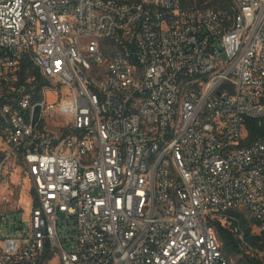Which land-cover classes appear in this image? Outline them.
I'll use <instances>...</instances> for the list:
<instances>
[{
  "label": "built area",
  "instance_id": "built-area-1",
  "mask_svg": "<svg viewBox=\"0 0 264 264\" xmlns=\"http://www.w3.org/2000/svg\"><path fill=\"white\" fill-rule=\"evenodd\" d=\"M213 1L0 0V264H231L216 223L264 231V0Z\"/></svg>",
  "mask_w": 264,
  "mask_h": 264
},
{
  "label": "trees",
  "instance_id": "trees-1",
  "mask_svg": "<svg viewBox=\"0 0 264 264\" xmlns=\"http://www.w3.org/2000/svg\"><path fill=\"white\" fill-rule=\"evenodd\" d=\"M219 3L221 0L211 2L212 5ZM22 67L24 69L23 74L38 76L36 71L31 69L27 59L23 60ZM247 129L246 143H249L254 138L264 134V120L260 125H257L254 120H248ZM240 224L243 232L242 240L232 230L216 223L215 237L223 257L231 264H264V257H259L251 251L255 249L264 251V231L258 235L252 234L248 222L243 217H241Z\"/></svg>",
  "mask_w": 264,
  "mask_h": 264
},
{
  "label": "rangeland",
  "instance_id": "rangeland-1",
  "mask_svg": "<svg viewBox=\"0 0 264 264\" xmlns=\"http://www.w3.org/2000/svg\"><path fill=\"white\" fill-rule=\"evenodd\" d=\"M12 181L14 183H16V180L15 179H12ZM4 187H5V185H4ZM0 192H3V191L0 190ZM5 193L8 194V196L11 197L12 202H14L15 201V198H16V193H17V188H16L15 184L9 183L8 186L6 187ZM11 194H13V195L11 196ZM3 209L6 210V208H4V207L0 208L1 211Z\"/></svg>",
  "mask_w": 264,
  "mask_h": 264
},
{
  "label": "water",
  "instance_id": "water-1",
  "mask_svg": "<svg viewBox=\"0 0 264 264\" xmlns=\"http://www.w3.org/2000/svg\"><path fill=\"white\" fill-rule=\"evenodd\" d=\"M38 114H39V106L37 105V106H35V108H34L32 124L36 123V121H37V117H38Z\"/></svg>",
  "mask_w": 264,
  "mask_h": 264
}]
</instances>
